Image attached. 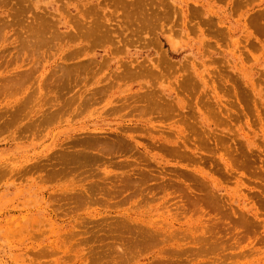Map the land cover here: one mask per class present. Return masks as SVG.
<instances>
[{
    "label": "rangeland",
    "instance_id": "rangeland-1",
    "mask_svg": "<svg viewBox=\"0 0 264 264\" xmlns=\"http://www.w3.org/2000/svg\"><path fill=\"white\" fill-rule=\"evenodd\" d=\"M23 1L0 0V129L8 126L6 117L19 112L16 105L29 100L28 119L53 109L60 110L58 119L71 116L69 126L61 123L53 131L60 145L93 130L99 136L132 137L139 145L124 156H110L111 163L102 159L94 166L97 179L109 176L112 185L121 186L118 190L129 188L124 199L76 209L67 219L57 215V222L73 221L77 234L111 228L113 239L108 237V242L118 247L124 237L120 231L127 233L124 227L147 230V210H156L157 216L175 223L168 234L172 240L142 245L126 264H164L170 257L174 264H202L214 258L224 264H264V0H149L140 10L143 17L151 15L147 29L129 16L128 4L135 0ZM41 10L52 25L53 38L36 55L19 46ZM88 26L104 33L89 35ZM58 64L75 67L70 80L60 86ZM182 70L196 78L180 95L181 103L165 108L160 101L162 112L138 105L103 115L106 95L111 99L104 110L116 105L125 109L128 99L151 87L175 97ZM96 89L105 91L101 103L86 113L92 101L76 96L92 97ZM65 129L72 131L63 133ZM15 131L0 132V166L47 151L48 139L35 153L14 147L3 152ZM91 171L92 165H86L79 174ZM141 174L148 179L142 180ZM127 177L133 181L126 182ZM135 189L140 196L126 199ZM5 217L0 215V227ZM31 242L0 230V264H82L76 253L69 256L78 261H70L68 256L47 255L42 250L46 245ZM104 244L86 248L85 264H92L91 246ZM206 245L216 250L202 249ZM100 262L106 263L103 258Z\"/></svg>",
    "mask_w": 264,
    "mask_h": 264
},
{
    "label": "bare ground",
    "instance_id": "bare-ground-1",
    "mask_svg": "<svg viewBox=\"0 0 264 264\" xmlns=\"http://www.w3.org/2000/svg\"><path fill=\"white\" fill-rule=\"evenodd\" d=\"M22 2L24 3L23 0ZM148 2L149 0H145L144 3L141 2L140 0H135V3L129 2L128 4V9L132 7L131 10H128L129 16L132 19L134 17L136 22L141 24V26L144 29H147V26L151 21V18H149L151 17V15H147L143 17V14L140 12V10H141V6L148 5ZM21 3L19 2V5L21 7V10H23V6L21 5ZM134 5L135 7H133ZM46 15L47 14L44 12V10H41L38 14L35 15L32 23L28 26L27 30L23 32V37L19 49L21 50L29 49L31 53L40 55L42 53L40 52L42 47H45L47 44L50 43L51 39L53 38L52 25L50 24L48 18L45 17ZM57 28L59 29V27ZM86 28L89 32V35H94L95 31L97 32V34L101 32V30H99L98 28L95 29L92 26H88ZM101 33L103 34L104 32ZM161 60L162 58L158 61V63H160ZM36 65L38 64L36 63ZM67 65L64 64L62 68L61 65H59V68H61L60 70L62 76L61 78L62 79L67 78V79L61 80V78H59V76L57 75L59 79L57 81L58 86L64 85V82H68L70 80L69 75H71V73L74 72L73 68L75 67L73 66L72 68V66H67ZM77 67L78 66H76V68ZM81 67L82 66H80V68ZM37 70H38V66H37ZM75 70H76L75 73H77V69ZM182 71H183L182 80L177 82V92L175 91L174 93L175 97H173L174 95H171V93L166 94L163 91L160 92L151 87L150 92L148 91V93L142 95H139L138 93V95L136 94L137 96L135 97L132 96L131 100L128 99L126 101L127 106L125 107V109H122L121 107L116 105L113 108L112 106H109L107 107L106 110H104V108L107 106L106 104L107 101L111 99V98L109 99V96L106 95L105 96L106 101H102L103 115L108 114V116H110V113L125 111L132 106H138V105L153 107L154 110L159 109L160 112H162L164 107L167 108L170 106V103H181L180 95L184 91H186L188 87H190L191 85H193V83H195V78H196L190 76L189 74L185 75L184 70ZM30 72L24 74L25 75L31 74ZM36 79L38 81V78ZM42 84L44 83H40L39 85L40 89L43 86ZM36 90L38 91V89ZM96 92H97L96 94L95 93L92 94V97L85 95L76 96L80 101H84V100L86 102L92 101L91 104L88 103L90 104L88 106L90 108L87 107L88 109L85 111L86 113L90 112L93 109L94 105L96 106L101 103L100 96L104 95L103 93L105 91L99 89ZM97 95L98 97H95ZM75 99L76 98H74V100ZM103 99L105 98H102V100ZM148 99H150L149 102H146V100ZM160 101L163 103L164 107L160 105ZM31 102H29V100L20 101L16 105V107H19L20 109L19 112L17 111L18 112L17 114L6 117V122L8 123V126H4L3 128H1L0 132L4 133L5 131H8V128L11 129L15 128L16 131L12 133V136H10L9 141L4 143L9 147V149L6 148L3 150V152L9 151L14 147L13 150L17 149L25 152L30 150L35 153L38 147L42 148V144H44L43 142L45 140L48 139L49 144L44 145V148L47 149V151L43 156H40L37 153L35 156L22 158L21 161L14 163V165L6 166L5 164H2L0 166V190H2V192L0 193V215L6 216L5 219L2 220L1 222L0 230L4 234H10L12 236L14 235L19 239L26 238L29 241H32L31 243L33 246L46 245L47 247L42 246L44 247V249L42 248V250H45L47 252L46 253L47 255L50 254L59 255L60 257L68 256L67 258L69 260L71 259L70 261H73V258L76 260L77 258L74 257L73 255L71 256L69 255L71 253H76L78 260L81 261L82 264H85L84 260L86 262H89V259L86 258L84 251H86V248L92 243L93 244L96 242H99L101 244L105 243L103 246L99 245L97 249L95 247L92 248L91 246L93 252L92 251L90 252H92L93 258H91L90 262H92V264H99L101 258L105 260L106 262L105 264H109V263L126 264L129 261V257L134 256V253L133 255H131L132 252H134L135 249L139 250V247H142V245L146 246L151 243L165 244L166 242H170L172 240L170 239L168 234L175 227V223L172 220H168L165 217H163L162 216L163 214L157 216L156 210L154 211L147 210L148 220L146 219L144 220L148 222L145 223L146 224L145 227L147 230L144 231L143 229L140 230L139 227L141 228L142 226L138 227L139 230H135V229L133 230L132 229L133 225L131 228L130 226L124 227V229H126L125 233L127 232L126 236H129L131 238L126 237L123 231H120V237L124 236L120 241L122 243H126L125 247H122L120 241L118 247L113 246L112 242L111 243L108 242V237L110 241H112L113 239L112 238L113 231L111 230V228L110 229L107 228V231H105L104 229L103 232V230L94 227L89 232H87L86 229L85 230L83 229L85 231L84 233L77 234L80 231L79 232L74 231L75 224H73V221L71 223L57 222V215H60V217L67 219L73 217L71 213H74L76 209L82 210L88 205L92 206L93 204L100 205L103 203L109 205V203L112 200H115L116 198L118 199L122 198V196L129 191V188H123L122 190H118L121 188V186L120 185L117 186L114 183H113L114 185H112L113 181H111L110 179L111 177L109 176L107 177L101 176L99 179H97L98 177L95 176L96 172L94 166H97L96 164L97 163L99 164L102 161V159L104 161V164L111 163L110 162L111 159H109L110 156H124L122 154H124L125 152L128 153L131 152L133 148H139V145L136 142L132 141L133 139L132 137L128 138L127 136L124 137L122 135L109 137L110 135L108 136L107 134L103 135L101 132L99 136L98 135L99 132H96V130L90 132L87 131L86 134H84L85 136L83 138L69 137V139L70 138L71 139L68 143H66L65 145H60L56 141V136H53V131L56 130V127L61 126V123L63 127L69 126V124L72 121L71 116H68L64 119L61 118L58 119L57 116L60 110L53 109V110H49L48 112L41 111L39 114H34L36 115L35 118L31 117V119H28L27 115H28V111H31V104H32ZM113 103L114 101L109 102V104L111 105ZM93 111L95 110L93 109ZM76 112L78 111H74L72 115ZM81 112L82 111H80V113ZM68 131H72V130L65 129L63 133ZM123 138H125L126 140H124ZM164 147L165 149H167V151H169V148H166V145ZM48 153H51V155H49ZM86 165L88 166L92 165V171L87 176H81L79 172L80 170H82V167ZM116 165L119 164L117 163ZM120 165L122 164L120 163ZM139 174L137 176H139ZM141 175L144 176L142 180L148 179V177H146L147 175L146 176L145 174H141ZM129 178L127 177L128 179L127 181L125 180L126 178L123 179L122 181L124 180L126 182L133 181L131 180L132 177ZM136 179L137 177L134 178V180ZM207 184L211 186L212 191H215L216 188L213 183H206V185ZM12 188H14L13 191H10L9 189ZM216 190H217L216 192H220L219 188H217ZM15 192H17V194L14 196L13 194ZM140 193H141L140 189L139 192L138 190L135 189L133 193L130 196H128L126 199L140 196ZM122 199H124V197ZM64 206H67L66 207L67 209L63 208ZM149 211L151 212L150 215H149ZM81 222H79V224H81L82 227L86 225L84 222L82 223ZM118 226H117V230L121 228V225L119 227ZM84 235H89V236L85 237ZM91 235L93 237H91ZM128 238L131 240H128ZM202 241L204 242V240ZM212 244L216 247L219 246L218 243L217 245L215 243ZM115 249H118L116 255H115ZM202 249L207 250L209 252L210 251L213 252L216 250L215 247L208 245L204 246V248ZM173 251L178 252L179 250L178 251L173 250ZM40 252L41 254L45 253L44 251H40ZM178 254L179 253H177V255ZM185 254L187 255V251L185 252ZM172 256L177 257L174 255ZM178 257H180V255ZM169 259L164 264L175 263L173 258L170 260ZM213 260L215 261L208 262V260H206V262L202 264H224L223 262H221L224 260L220 261L218 259L217 261L216 258H214ZM100 264L102 263L100 262ZM181 264H186V263L182 261ZM191 264H193V262Z\"/></svg>",
    "mask_w": 264,
    "mask_h": 264
}]
</instances>
